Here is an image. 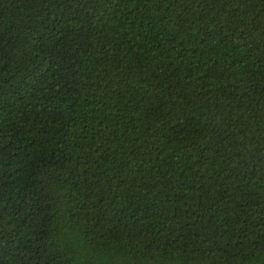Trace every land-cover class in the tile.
Masks as SVG:
<instances>
[{"label":"trees","instance_id":"1","mask_svg":"<svg viewBox=\"0 0 264 264\" xmlns=\"http://www.w3.org/2000/svg\"><path fill=\"white\" fill-rule=\"evenodd\" d=\"M0 264H264V0H0Z\"/></svg>","mask_w":264,"mask_h":264}]
</instances>
